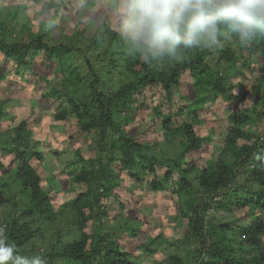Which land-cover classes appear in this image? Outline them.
<instances>
[{"label": "trees", "instance_id": "obj_1", "mask_svg": "<svg viewBox=\"0 0 264 264\" xmlns=\"http://www.w3.org/2000/svg\"><path fill=\"white\" fill-rule=\"evenodd\" d=\"M108 1L101 9L94 0L0 3V82L7 81L9 94L0 100V226L9 242L46 264H264V134L245 128L264 119V36L248 44L233 36L182 62L150 66L120 34L122 0ZM28 5L40 16L36 23ZM84 6L93 16L82 12ZM69 8L79 17L75 26ZM185 73L194 96L184 95L187 104L165 112ZM148 87L159 89L155 95L162 100L155 106ZM30 94L41 100V109L30 110L39 123L30 116L15 123L10 111ZM248 99L256 117L240 109L206 118L221 101L235 107ZM151 112L161 122L155 138L147 135L153 124L142 123L152 120ZM70 117L77 120L73 131L50 135L51 122ZM207 120L211 127L203 133ZM56 142L71 147L52 148ZM50 154L59 162L68 156L58 174L64 189L71 181L74 197L62 200L44 186L34 162ZM127 179L141 184L132 207L137 198L164 196L163 206L186 227L174 226L170 241L163 234L143 238V251L122 248L120 233L139 238L149 227L145 212L141 220L124 216V224H113L132 209L120 196L121 189L133 191ZM221 210H245L250 217L225 220Z\"/></svg>", "mask_w": 264, "mask_h": 264}, {"label": "clouds", "instance_id": "obj_2", "mask_svg": "<svg viewBox=\"0 0 264 264\" xmlns=\"http://www.w3.org/2000/svg\"><path fill=\"white\" fill-rule=\"evenodd\" d=\"M121 7L120 34L150 66L182 62L192 51L220 47L233 36L242 44L264 36V0H122ZM0 264L46 262L21 255L0 226Z\"/></svg>", "mask_w": 264, "mask_h": 264}, {"label": "rangeland", "instance_id": "obj_3", "mask_svg": "<svg viewBox=\"0 0 264 264\" xmlns=\"http://www.w3.org/2000/svg\"><path fill=\"white\" fill-rule=\"evenodd\" d=\"M3 3H7V0H2ZM0 1V3L2 2ZM15 2H18V0H14ZM95 1V5L99 6V9H101L102 5H104V3H110V1L106 0H94ZM113 0H111L112 2ZM116 4L119 5L118 2H114L112 5L116 6ZM29 8L27 10V14L29 20L32 21L33 23H36L37 19L40 18V16L34 14V7L33 5H28ZM94 7V6H93ZM92 7V8H93ZM87 6H84L82 12H87L91 13L92 16L94 14V12H90V8H88L87 10ZM120 9L122 10V7L120 6ZM94 10L97 12V8L94 7ZM110 12V11H109ZM68 13L70 14V24L72 26H75L76 20L74 19V17H76V13H75V9L73 8H69L68 9ZM83 14V13H82ZM31 18V19H30ZM79 18V17H76ZM113 23L114 26L117 27V23H118V19L117 18H113ZM68 26V25H67ZM52 36H53V31H52ZM185 76L183 77V85L181 86L180 89L175 90V95H174V104L172 105H166V109L164 110L165 112L168 111H176L180 105H184L187 104V99L190 97L192 98L194 96V90H192V87L190 85V81L189 78L187 76V74H184ZM7 79V78H6ZM25 85L29 87V90H33L34 86L29 85V83H25ZM159 91V89L157 87H148V89L146 90L147 92V98L150 99V102H153V106L157 105L161 99V95L157 94L155 95V92ZM8 93H7V81H3L0 82V100L2 99H6L8 97ZM186 96V98H184L183 96ZM41 100L39 99V97H35L32 96L31 94L27 97H24L21 99V106L18 107L17 109H14L13 111H10L11 116H15L14 118V122L18 123L21 119H23L24 117L30 116L31 117V123H39V121H35L34 119H36V113L35 112H30V110L34 109L32 107H37V109H41L39 107V102ZM225 103H223V101L220 102V108L218 111H214L212 109H209V111H211L212 113L207 115L206 118L211 119L215 113L216 114H220V115H225V116H233L234 113H236L238 110H244L246 112H248L250 115H253L256 117L257 113L256 111H253L251 109L252 107V101L251 100H246L244 103L236 105L235 107L227 105L226 101H224ZM225 104V106L223 107V105ZM32 108V109H31ZM41 111V110H40ZM144 115V113H143ZM142 115V118H143ZM147 117L149 119L153 118L152 112L147 114ZM141 117L137 118V122L141 121L140 120ZM228 119V118H227ZM48 121H50V119L48 118ZM76 119L74 117H70L67 121H57V122H51L50 123V135H52L51 132L53 131H63V135H66V132L68 130L73 131L74 130V124L76 123ZM143 124L149 125V124H153L152 130L153 131H149L147 133V135H150L151 138H155L157 131L159 132L160 127H161V122H159V119H152V120H144L142 121ZM7 127V126H5ZM207 128L211 127V122H209L208 120L206 122H204V129H203V133L207 132ZM222 131L225 130V127L223 126H218ZM244 127V126H243ZM245 128H249L251 131H256L259 132L260 134H264V119L262 118H258L256 121H252L250 126H245ZM67 130V131H66ZM47 136V138H52V136ZM61 135V134H60ZM46 138V139H47ZM60 147L62 151H67L71 146L69 143H65V144H60L59 142H56L52 145V148H57ZM212 150L214 151V154H218L220 151V147H213ZM85 154H87L88 156L92 155L89 149H85ZM52 153V152H51ZM208 153L211 154V152L209 151ZM67 155H62L60 158V162L58 160V157H56L55 155L50 154L48 156L47 159L45 160H37L36 162H34V165L37 169V171L44 177V186L51 190V192H54L55 195H57V197H61L62 200H66L68 198L74 197L75 194L73 192L70 191V185H71V181L69 180V185H67V189H64L66 187V184L64 182V177H62V175L58 174L59 171L61 170V166L59 165L60 163L62 164V166H64V163L67 159ZM7 162V169L11 170L10 168L12 167L10 164V161H6ZM55 168H57L55 170ZM12 173H6L4 175L5 178L9 177ZM52 174H54L56 176V178L54 180H51ZM124 183L129 184L130 187H134L133 191L129 192V191H124V190H120L121 192V199L125 200L126 202L129 203V205L132 207L133 205V198L138 197V192L136 191V186L137 185H141L140 183H138V181H134L131 179H127L126 181H124ZM86 187L84 185H78L77 186V190H84ZM67 192V193H66ZM145 194V193H144ZM165 197H158L157 199H151L149 197H145L144 199L141 198H137L135 206L132 207V209H128L126 211H124V213H121L122 216L119 217L117 219V221H115L113 224H118V225H122L125 223V217L124 216H138L139 219L141 220L143 218V214L145 212V220L147 221V225L148 230H142L143 234H140L141 236L139 238H134L133 236H130V234H125V233H120L119 237H118V241L120 243V245L122 246V248L133 251V250H145V246L139 247L140 243L143 241L144 239H152L155 236H157L158 234H163V237H165L167 239V241H170L171 238H173V230L176 231L175 227L177 224L181 225L184 224V227H186V220H181L180 218L176 217V220L173 216V214L171 213L172 211L169 210L167 207L163 206V202ZM157 203V205H156ZM3 209V210H2ZM2 213L5 216L6 213V208L4 206H2ZM120 211V209L117 210V212H113L111 214V216H116L117 214H119L118 212ZM224 212L225 214V220H230L233 217H243L246 219L247 214L245 213V210H240V211H229V210H221ZM2 216V214H0ZM249 215H248V219H249ZM140 222V221H139ZM106 223H108V220L106 219ZM139 245V246H138ZM136 246H138L136 248ZM177 249L174 248L172 250V252H176ZM182 253V252H181ZM161 256H164L163 254H161Z\"/></svg>", "mask_w": 264, "mask_h": 264}]
</instances>
